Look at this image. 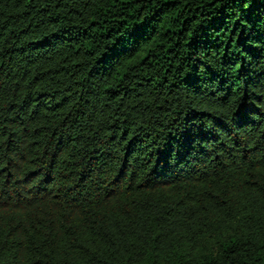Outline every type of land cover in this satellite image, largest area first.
Listing matches in <instances>:
<instances>
[{
  "label": "trees",
  "instance_id": "trees-1",
  "mask_svg": "<svg viewBox=\"0 0 264 264\" xmlns=\"http://www.w3.org/2000/svg\"><path fill=\"white\" fill-rule=\"evenodd\" d=\"M0 264H264V0H0Z\"/></svg>",
  "mask_w": 264,
  "mask_h": 264
}]
</instances>
